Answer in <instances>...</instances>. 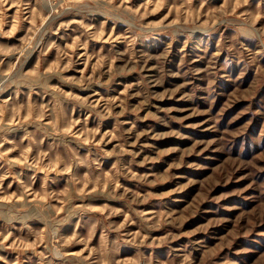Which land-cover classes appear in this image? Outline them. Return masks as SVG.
<instances>
[{
    "label": "rangeland",
    "instance_id": "1",
    "mask_svg": "<svg viewBox=\"0 0 264 264\" xmlns=\"http://www.w3.org/2000/svg\"><path fill=\"white\" fill-rule=\"evenodd\" d=\"M0 264H264V0H0Z\"/></svg>",
    "mask_w": 264,
    "mask_h": 264
}]
</instances>
